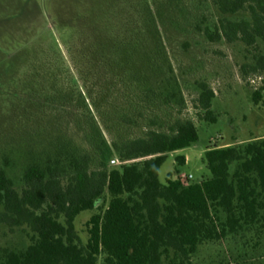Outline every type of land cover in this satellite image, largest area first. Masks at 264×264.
I'll return each instance as SVG.
<instances>
[{
	"label": "trees",
	"instance_id": "obj_1",
	"mask_svg": "<svg viewBox=\"0 0 264 264\" xmlns=\"http://www.w3.org/2000/svg\"><path fill=\"white\" fill-rule=\"evenodd\" d=\"M215 5L223 17L195 26L210 42L264 43V0H215ZM239 13L246 16L227 18ZM150 24L156 29L155 21ZM130 38L112 46L125 58L121 70L106 73L104 103L93 86L80 93L67 126L82 134V144L71 134L54 138L27 164L21 191L0 168V223L27 228L31 241L24 251H2L0 264H193L204 243L264 223V139L207 150L203 162L211 178L201 183L184 186L172 176L160 181L169 154L197 142L198 129L181 117L185 100L170 61L159 53L161 37H154L157 55L145 62L149 70L164 62L170 74L165 80L132 65L145 45L143 37ZM114 76L121 86L117 107L109 100ZM199 89L195 106L204 112L199 116L216 123L215 92L207 83ZM262 92L253 93L256 105L264 106ZM132 129L142 135H129ZM114 158L117 167L111 165ZM176 161L186 164L184 156ZM84 212L94 213L86 243L76 229Z\"/></svg>",
	"mask_w": 264,
	"mask_h": 264
},
{
	"label": "rangeland",
	"instance_id": "obj_2",
	"mask_svg": "<svg viewBox=\"0 0 264 264\" xmlns=\"http://www.w3.org/2000/svg\"><path fill=\"white\" fill-rule=\"evenodd\" d=\"M222 17L215 0H0V168L21 191L27 164L47 151L54 138L71 134L82 144V134L70 133L67 125L87 85L104 103L106 73L121 70L125 58L124 53L112 52L113 44L143 37L145 48L131 63L146 72L145 60L158 53L154 37H161L158 47L164 51L159 53L170 61L185 100L181 117L195 123L199 138L191 147L169 154L160 181L178 175L192 176L190 184L210 179L203 162L207 150L264 139V106L253 101L256 88H264V67L259 66L264 43H212L195 28L204 19L213 25ZM162 63L149 70L156 80L170 75ZM254 76H262L263 82L252 86L249 80ZM114 78H109V100L117 107L121 86L113 83ZM200 83L215 92L216 123L203 122L199 116L204 114L195 106ZM128 134L140 136L142 130ZM178 156L187 159L184 166L177 163ZM113 160L116 164L111 165H120L117 158ZM93 214L84 212L76 220L83 243L88 240L87 223ZM30 243L27 228L0 223V257L4 250L24 251ZM193 264H264V223L204 243Z\"/></svg>",
	"mask_w": 264,
	"mask_h": 264
},
{
	"label": "built area",
	"instance_id": "obj_3",
	"mask_svg": "<svg viewBox=\"0 0 264 264\" xmlns=\"http://www.w3.org/2000/svg\"><path fill=\"white\" fill-rule=\"evenodd\" d=\"M249 82L252 86H257L258 84L263 82V77L262 76H254L253 78H251L249 80ZM256 90H258V89L256 88ZM111 163L114 165V164H116V161L113 160ZM192 178H193L192 176H185V175H178L177 177H175V179L179 180L181 182V184L184 186L190 185Z\"/></svg>",
	"mask_w": 264,
	"mask_h": 264
},
{
	"label": "crops",
	"instance_id": "obj_4",
	"mask_svg": "<svg viewBox=\"0 0 264 264\" xmlns=\"http://www.w3.org/2000/svg\"><path fill=\"white\" fill-rule=\"evenodd\" d=\"M186 162H187V159H186Z\"/></svg>",
	"mask_w": 264,
	"mask_h": 264
}]
</instances>
